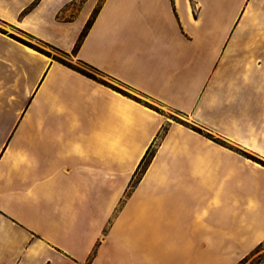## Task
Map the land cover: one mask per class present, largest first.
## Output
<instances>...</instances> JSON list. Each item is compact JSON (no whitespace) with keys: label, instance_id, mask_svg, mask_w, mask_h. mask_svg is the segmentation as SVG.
I'll return each instance as SVG.
<instances>
[{"label":"crops","instance_id":"1","mask_svg":"<svg viewBox=\"0 0 264 264\" xmlns=\"http://www.w3.org/2000/svg\"><path fill=\"white\" fill-rule=\"evenodd\" d=\"M96 8L74 54L105 81L14 36L73 52ZM0 26V56L43 75L38 128L65 114L63 91L47 86L56 67L87 87L70 96L77 136L38 134L35 151L16 144L35 142L32 133L0 139V264H238L264 242V0H0ZM174 114L200 132L174 126ZM142 120L154 128L121 183L105 173L118 194L102 214L81 184L48 187L55 164L84 153L95 127L107 134ZM165 127L164 145L180 148L159 150L148 179L127 192Z\"/></svg>","mask_w":264,"mask_h":264},{"label":"rangeland","instance_id":"2","mask_svg":"<svg viewBox=\"0 0 264 264\" xmlns=\"http://www.w3.org/2000/svg\"><path fill=\"white\" fill-rule=\"evenodd\" d=\"M0 32L7 31L0 26ZM4 30V31H1ZM6 34V33H3ZM20 40L21 44L35 50L41 54L50 62H55L64 66L65 68L72 69L80 72L81 74L90 78L105 81L101 74L90 67L89 65L79 61L74 52H62V50L45 45L40 42L31 41L25 37L15 35ZM24 63L14 60L8 61L0 56V139L5 140L14 134H27L32 133L34 138L33 143L24 140L17 142V145L23 146L27 150L35 151L38 149L37 135L49 137L53 140V137L59 132L68 133L77 136V132L73 130L71 126V119L69 115V105L71 104L70 96L74 95L77 91H84L87 89L84 85L76 84L77 82L66 76L59 67H56L49 78L48 88H52L53 91L61 88L63 103L65 104V114L61 117L62 122L58 124V117L56 115H47L46 123L40 128L37 127V111H36V90L43 75H32L24 69ZM65 85V89L63 87ZM78 94V92L76 93ZM25 119L34 118L31 121L33 125H23ZM170 122L179 128H190L187 122L178 115H172ZM84 128L90 129L91 126L81 125L80 130ZM97 128V137L94 138L92 143H83L85 152L78 154L73 159L61 158L60 162L56 163V166L61 168H72L70 175H65L61 171V168L57 175L48 182V187L58 183H76L81 184L82 188L78 189V193L85 195L86 198L93 201L94 212L102 214L106 208V204L111 199H116L117 190L106 187V181L110 184L109 176L105 173H112L117 178V181L121 183L124 179V173L128 171V167L135 156L141 151L142 147L147 142L150 132L154 128V124L147 120H142L139 123H133L124 125V128L114 126L111 127L110 132L104 133L106 127ZM167 127H165L158 137L154 140L152 145L146 150L144 155L140 158L135 170L128 174L125 181L128 183L127 192L132 191V188L142 180H147L150 176V167L156 158V154L159 150L163 149H175L180 148L179 143L174 141H168L166 146L164 145V138L166 136ZM196 132H200L197 129H193ZM106 134V135H105ZM29 135V134H28ZM118 136V140L116 137ZM44 143V142H43ZM113 146V150H111ZM46 147V145H45ZM41 149V148H40ZM64 145L61 144L60 151L64 152ZM160 161L164 164V159L157 158L156 162ZM46 171V170H45ZM41 171L40 174H42ZM164 176V175H161ZM108 177V178H107ZM182 193L184 191H175ZM93 229H96L95 221ZM238 264H264V242L259 244L254 250L246 255Z\"/></svg>","mask_w":264,"mask_h":264},{"label":"trees","instance_id":"3","mask_svg":"<svg viewBox=\"0 0 264 264\" xmlns=\"http://www.w3.org/2000/svg\"><path fill=\"white\" fill-rule=\"evenodd\" d=\"M97 12H98V8H96V9L94 10V12H93L91 18L87 21L86 25L84 26L83 30L81 31V33H80V35H79V38H78V40H77V42L75 43V46H74V48H73V52H74V53H75V52L79 49V47L81 46V44H82V42H83V40H84V38H85V36H86V34H87L89 28L91 27V24H92V22H93V20H94V18H95V16H96V14H97ZM62 52H64V51H62ZM65 53H66V52H65Z\"/></svg>","mask_w":264,"mask_h":264},{"label":"bare ground","instance_id":"4","mask_svg":"<svg viewBox=\"0 0 264 264\" xmlns=\"http://www.w3.org/2000/svg\"><path fill=\"white\" fill-rule=\"evenodd\" d=\"M47 68V67H46Z\"/></svg>","mask_w":264,"mask_h":264}]
</instances>
